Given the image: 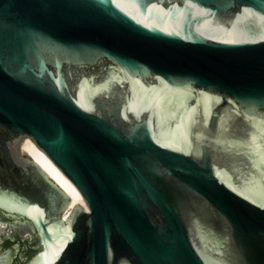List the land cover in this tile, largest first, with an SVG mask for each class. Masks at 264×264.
Masks as SVG:
<instances>
[{"label": "water", "instance_id": "95a60500", "mask_svg": "<svg viewBox=\"0 0 264 264\" xmlns=\"http://www.w3.org/2000/svg\"><path fill=\"white\" fill-rule=\"evenodd\" d=\"M262 154L264 0H0V264H264Z\"/></svg>", "mask_w": 264, "mask_h": 264}, {"label": "bare ground", "instance_id": "6f19581e", "mask_svg": "<svg viewBox=\"0 0 264 264\" xmlns=\"http://www.w3.org/2000/svg\"><path fill=\"white\" fill-rule=\"evenodd\" d=\"M20 154L28 155L39 167L63 189L69 196L70 203L62 212V218L65 219L75 203L82 205L87 209L81 193L74 184L57 168V166L28 138L25 137L21 142Z\"/></svg>", "mask_w": 264, "mask_h": 264}, {"label": "snow or ice", "instance_id": "6c2138e0", "mask_svg": "<svg viewBox=\"0 0 264 264\" xmlns=\"http://www.w3.org/2000/svg\"><path fill=\"white\" fill-rule=\"evenodd\" d=\"M262 155H264V154H262Z\"/></svg>", "mask_w": 264, "mask_h": 264}]
</instances>
